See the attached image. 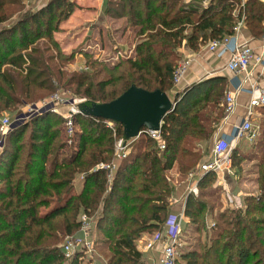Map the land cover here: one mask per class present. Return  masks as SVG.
I'll use <instances>...</instances> for the list:
<instances>
[{
    "label": "trees",
    "instance_id": "1",
    "mask_svg": "<svg viewBox=\"0 0 264 264\" xmlns=\"http://www.w3.org/2000/svg\"><path fill=\"white\" fill-rule=\"evenodd\" d=\"M24 5L22 0H0V25ZM74 7L71 0H51L0 29V114L33 101L36 90L51 91L60 83L61 65L57 63L55 72L49 64L55 56L46 53L49 46L40 48L35 43L40 38L48 40L59 30ZM105 14L126 18V28L135 39L133 54L111 67L101 59L87 61L92 76L106 74L95 83L87 71L68 77L66 84H75V92L84 95L81 104L111 101L131 85L168 95L180 58L177 49L184 44L197 50L209 40L230 35L242 17L248 35L264 34L261 0H209L206 5L184 0H106ZM71 58V54L63 57ZM119 69L122 71L116 72ZM226 84L223 77L212 75L176 92L175 106L160 127L164 148L141 133L127 156L117 161L110 182L106 170L96 166L113 161L115 139L123 135L121 124L113 122V135L104 119L78 113L73 116V132L67 135L64 119L48 111L11 128L0 150V264H92V258L82 260L79 253L66 258L58 238L60 231L64 236L78 231L81 213L96 217L93 225L99 237L95 247L105 244L110 250L106 264H135L141 254L134 248L135 240L145 232L158 231L168 216L176 183H169L166 173L176 164L177 171L187 175L203 162H197L199 147L201 142H210L225 115L222 94ZM109 85L112 90L106 92ZM258 111L263 117L264 107ZM62 132L64 141L59 139ZM242 142L248 141L238 144ZM238 144L232 150L234 175L239 161L246 160ZM249 144L255 148L249 159H258L257 192L244 195L241 206L219 213L189 193L183 214L194 224V231L205 232L208 215L214 226L205 233L204 241L180 250V263L264 264V125ZM259 144L261 157L254 151ZM63 148L69 150L61 153ZM58 168L70 173L66 193L41 213L42 196ZM213 176L212 172L202 175L197 187L212 183ZM74 180L82 185L77 193ZM59 217L64 220L62 229L55 221Z\"/></svg>",
    "mask_w": 264,
    "mask_h": 264
},
{
    "label": "built area",
    "instance_id": "2",
    "mask_svg": "<svg viewBox=\"0 0 264 264\" xmlns=\"http://www.w3.org/2000/svg\"><path fill=\"white\" fill-rule=\"evenodd\" d=\"M207 3L208 1L203 0L204 5ZM243 29L244 18L242 17L237 21L232 34L220 39L209 40L203 45L208 51L218 53L219 55L228 53L229 57L226 63V69L233 73L235 78L237 77L233 82L232 89L227 90L224 94L225 115L222 118V122H226L227 118L235 112L237 99L241 93H245L248 96V102L245 115L237 123H234L228 132H221L219 129L215 133L208 159L188 173L187 180L190 182L188 193L195 192L199 178L208 172L214 173L221 179L224 178V175L233 176L232 150L242 140L252 142L259 134V126L255 123V118L260 116L258 109L264 107V51L256 54L247 42L241 40ZM190 61L191 58L186 57L178 62L173 72V82L175 84H179L182 81ZM78 106L79 103L73 100L67 101V99L62 98L59 94H54L40 105H30V110L26 114L20 112L14 120H10L7 117L1 119L0 137L5 136L13 122L21 123L35 112H41L43 110L60 114L64 119V126L68 134H71L73 132V116L80 113ZM63 107H65V112L61 111ZM105 122L111 128L113 135H115L114 123L109 120H105ZM141 133H145L154 139L160 149L164 148V141L160 136V129L149 130L143 128L140 131ZM136 138L125 139L123 135L117 137L114 143L113 161L110 163H100L96 166L97 169L106 170L108 182L112 179L117 161L127 156ZM183 217L184 214L182 212L179 214L169 213L162 227L153 234L151 240L145 245L146 248H151L153 244L159 245V264H182L179 262V257L182 244L180 233ZM95 218V216H90L87 213H81L78 231L67 235L65 242L61 245L66 258H71L75 253L82 254L83 256L89 254L88 257L92 258V227ZM213 226L214 222H211L207 227L210 229Z\"/></svg>",
    "mask_w": 264,
    "mask_h": 264
},
{
    "label": "rangeland",
    "instance_id": "3",
    "mask_svg": "<svg viewBox=\"0 0 264 264\" xmlns=\"http://www.w3.org/2000/svg\"><path fill=\"white\" fill-rule=\"evenodd\" d=\"M22 1H26V0H22ZM44 3V1H43ZM33 7H30V9H27V13H29L30 11H32ZM81 9H85L84 7H81ZM90 9V8H89ZM25 11V7L18 13H16V15L14 17H12L8 22L1 24L0 25V29L10 25L13 21H15L18 17H21V15H24ZM87 11V10H86ZM92 15L90 14H75V17L72 18L70 20V22L65 25V26H61L63 22H65L66 19H64L63 21L60 22L59 24V30L53 32L50 35V38L48 40H45L47 38H40L39 40H37V42L35 43V46L38 47H47L49 46L50 51L47 50V54H52L55 57L57 56L58 52H60V56L56 59L54 57V59L49 62V64L51 65L52 69L56 72V65L58 63V65L60 64V71L62 72V78H60V83L57 81V87H55L53 90L51 91H44V90H36L34 92V96L31 97L32 99H34L33 101H28L25 102L24 104L11 109L10 111H4L0 114V120L7 117L10 120H14V118L16 117V115H18L20 112L22 113H27L30 108L29 106L32 104H36V105H40L43 101L48 100L50 98V96L54 95V94H59L62 98L67 99V101H75L76 103H81L85 100L84 95L80 92L77 93L75 92V84H66V79L68 77H70L73 74L79 75L82 72L87 71L86 73H88V77L90 78V80L92 81V83H95L98 79L103 78V75L106 74H102V76H92V70H89V68L87 67V61L89 60H94V59H101L103 60V62L105 61V63L111 67L112 65H114L117 61H119L122 58H127L130 55H132V49H133V43L135 41L134 37H133V33L131 32L127 37L126 40L128 42H125L123 39V43L124 45L127 44L125 47V50H123L121 52V54L115 53V55L113 56V52H114V45L112 43V38L109 35V33H105L104 37H100L98 35H95V32L97 30V28H93L92 31L90 32H84L83 29L86 26H91V24H94V20H90L92 19ZM45 24V20L43 21ZM43 23L42 26V32H44L45 35V29H46V25ZM98 23V22H97ZM107 23H109V21H107ZM108 25V24H107ZM61 26V27H60ZM99 28V27H98ZM130 29V28H129ZM131 31V29H130ZM245 31V30H244ZM86 33V34H85ZM43 35V36H44ZM117 38V37H115ZM52 42H54V44H52ZM101 44L104 48L103 52L99 51V47L97 46V44ZM201 48V47H200ZM55 49H57V51H55ZM179 51V49H177V52ZM16 53V52H15ZM72 56L71 59L68 60H64L63 57L70 55ZM118 54V55H116ZM179 54V52H178ZM59 55V54H58ZM60 58L63 59V62L60 60ZM58 68V66H57ZM126 68L125 65H123L124 69ZM122 69L116 70V72H121ZM204 79V78H203ZM88 81L85 82V84H87ZM187 87L181 88V86L179 84H175L173 82V78H172V86L171 88L168 89V96L173 99L176 92H183ZM226 88V87H225ZM83 89V88H81ZM112 90V87L109 85L105 88L106 92H109ZM226 90V89H225ZM109 93H106V97L108 96ZM224 95V93L222 94ZM62 112H65V107H63L61 109ZM44 112H48V110H43L41 112H35L34 114L30 115L29 118H27L26 120H24L21 123H17V125L15 127H19L22 123L26 122L28 119H30L31 117L39 114V113H43ZM59 116H61L60 114H58ZM62 117V116H61ZM262 116H258L255 118V123L259 126H263L264 125V116L261 118ZM59 126H61L62 128V124ZM65 127V126H64ZM63 131V130H62ZM65 132L68 134L67 129L65 127ZM63 132L61 133L59 139H61V141H64V136H63ZM58 139V140H59ZM70 136L68 138V141L70 142ZM210 141V140H209ZM5 140L4 137H0V143H2V145L4 144ZM251 143V142H250ZM209 145L210 142H201V146L199 147V153L201 155L200 159L197 161L202 162L204 161L207 156H208V152H209ZM25 147L23 148V152L22 154H20L23 158L24 157V153L26 151L27 148V144L24 145ZM238 146H240L239 148L244 151L246 160H240L238 166H236V175H234V178L230 181L232 182L231 184L234 185L235 187V191L238 190V188L241 186H243V182L247 183L248 185H250V188H252L251 186L253 185V180H256V177L258 175V168H257V162L258 159H249L251 157H249V155L251 154V152L253 151V148L251 144H249V142H242L240 144H238ZM262 145L259 144L257 149L254 150L256 151L255 153L259 155V157L262 156ZM69 149L68 148H63V150L61 151V153H66ZM62 156V154H61ZM196 168V166L194 167V169ZM56 175H54L51 180H49V184L46 187L45 193L42 196L43 202L44 204L40 207V211L41 213H44L46 211H48L50 208H52L56 203L59 202L58 198L63 197L66 193L65 189H67V186L69 185L68 180L70 179V173L58 168L56 171ZM177 171V165L175 164L174 167L169 170L166 174L168 176V181L169 183L173 184L178 182H182V181H186L188 179V174L186 175V173L182 174L183 172H179ZM191 172V171H190ZM189 172V173H190ZM213 181L212 183H209V185H207L206 187H203L202 189L197 187V190L195 192H193L194 197H199L200 199H203L204 201H206L208 203V205H212L215 208V213H219L220 211H224L226 209H229V207L231 208V203L229 202L230 199H228L227 194L224 195V192L226 193V191L224 189L229 188L228 184H226L220 177L217 176H213ZM75 182V180L73 181ZM242 184V185H241ZM227 185V186H226ZM71 186V185H70ZM226 187V188H224ZM248 187V186H245ZM72 188V186H71ZM247 188V189H250ZM224 190V191H223ZM253 190V188L251 189ZM249 191V190H248ZM192 193V192H191ZM189 194V193H188ZM225 197V199H224ZM226 200V201H225ZM235 207V206H232ZM214 211H212V215H213ZM178 214V213H175ZM209 218V215H208ZM58 223V226L60 227V229H62L64 227V220L59 217L56 218L55 220ZM201 224V222H200ZM209 229H205V232H203L202 234L199 232H195L194 231V224L191 223V221L188 218H184L182 219V224H181V233H180V239H181V247L180 250L182 251H187L189 249H192L194 247V245H197L198 242L200 241H204L205 240V233L209 232ZM92 232H93V252H92V264H106V260L108 259V257L110 256V250H107V247L105 246V244H103L104 246L102 247L99 246L100 248L96 249V240L99 237L98 235H96V231L94 228V225L92 227ZM76 233V232H75ZM73 234V233H72ZM154 233H151V235H153ZM58 238L60 239V243L61 245H63V243L65 242V238L66 236H64V234H62V232L60 231L58 233ZM201 238V240H200ZM102 239H104L102 237ZM139 244H138V240H135L134 243V248L137 251L139 250ZM102 249V250H101ZM85 257H83L82 260L85 259H89V254L84 255ZM98 260V261H97ZM142 260L141 254L139 256L138 261L135 264H140Z\"/></svg>",
    "mask_w": 264,
    "mask_h": 264
},
{
    "label": "crops",
    "instance_id": "4",
    "mask_svg": "<svg viewBox=\"0 0 264 264\" xmlns=\"http://www.w3.org/2000/svg\"><path fill=\"white\" fill-rule=\"evenodd\" d=\"M50 1L51 0L23 1L25 4L24 5L25 11L23 12L24 15H21V17L30 15L33 11L43 7ZM71 1L74 3L75 7L72 13L70 14V16L65 20V22L62 23L61 26L67 25L70 22V20L75 17L76 12L77 14H87L88 13L93 16L92 19L90 20H94V24L93 25L91 24V26L84 27L83 29L84 32L86 33L89 31L91 32L93 28H97L95 35L104 37L105 33H109V35L112 38V43L114 45L113 48L115 49L113 52V56L115 55V51L118 52V50H120V53H121L123 50H125V47H128L126 46L127 44L124 45L123 43H121L123 42L124 38H125L124 41L128 42L126 40V37L131 33L130 29L126 28V18L124 17L113 18L105 14L106 0H71ZM184 1L186 3L193 2L194 4H197V5H204L203 0H184ZM206 1H209V0H206ZM261 1H264V0H261ZM30 7H33L32 11L27 13V9L28 8L30 9ZM81 7H84L85 9L80 10ZM17 19H20V17H18ZM107 21H109V23H107ZM244 30L245 29L242 30L241 40L244 42H247L252 47V49L254 50L256 54H259L261 51H264L263 36L255 38V37L248 35L246 31ZM97 46L99 47L98 49L100 52L104 51L103 49L104 47L100 43L97 44ZM178 52H179V57H180L179 62L182 61L186 57L191 58L190 64L185 72V75L182 81L179 83L181 88H184V87L192 85L193 83L199 82L203 78H206L212 75H218V76L223 77L226 80V83H227L226 91L232 89L233 82L237 77L235 78V75H233V73H231L230 71L226 69V63L229 57L228 53L219 55L218 53L208 51L204 46H201V48H198L197 50H191L184 44L179 48ZM120 53L118 52V54ZM238 77H240V75H238ZM247 102H248V96L245 93H241L237 99V107H236L235 112L227 118L226 122H222V119L220 120L215 132L213 133L210 139V145H209L210 148H209L207 159L210 154V150L212 147L215 133L219 129L221 130V132H228L231 129L232 125L234 123H237L240 120V118H242L245 115ZM2 147L3 145L2 143H0V150L2 149ZM233 178H234V175L233 176L224 175V178L222 180L229 186V188L224 187L226 188L224 189L226 191V193L224 192V195L227 194L228 199H230L229 202H232L231 207L232 206L239 207L242 205V199L244 195L254 194L257 192V184H256V180H253L252 181L253 185L251 186L253 190H251L252 188H250V185L243 182L242 183L243 186L242 187L240 186L238 190L235 191L234 185H232L231 184L232 182H230ZM189 185H190V182L188 180L182 181V182H178V181L176 182L174 191L170 199L168 214L169 213L179 214L181 212L183 213L186 197L188 195ZM73 186H74L75 193H77L81 189L82 185H81V182H78L75 180V182H73ZM245 186H248V187H245ZM247 188H250V189H247ZM196 190H197V186L195 188V191ZM211 221L212 220L210 218H207L206 226H208L211 223ZM207 229L209 228L207 227ZM152 236L153 235H151V233L145 232L138 239V244H139L138 248L140 250L141 257H142L140 264H159L158 263V258L160 254L159 245L153 244L151 248H146L145 246L151 240Z\"/></svg>",
    "mask_w": 264,
    "mask_h": 264
},
{
    "label": "water",
    "instance_id": "5",
    "mask_svg": "<svg viewBox=\"0 0 264 264\" xmlns=\"http://www.w3.org/2000/svg\"><path fill=\"white\" fill-rule=\"evenodd\" d=\"M13 21L10 25L14 24ZM9 25V26H10ZM155 89L148 91L131 85L115 99L104 103L79 104L80 113L121 124L123 137L134 139L141 129L158 130L163 117L175 106V98ZM17 123L13 122L10 129Z\"/></svg>",
    "mask_w": 264,
    "mask_h": 264
}]
</instances>
